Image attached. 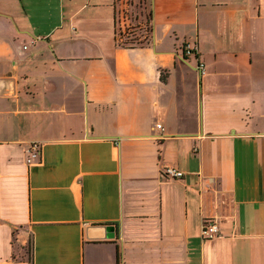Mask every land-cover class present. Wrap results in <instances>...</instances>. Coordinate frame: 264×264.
<instances>
[{
  "label": "crops",
  "instance_id": "0c3cea01",
  "mask_svg": "<svg viewBox=\"0 0 264 264\" xmlns=\"http://www.w3.org/2000/svg\"><path fill=\"white\" fill-rule=\"evenodd\" d=\"M130 1L0 0V264H264V0Z\"/></svg>",
  "mask_w": 264,
  "mask_h": 264
},
{
  "label": "built area",
  "instance_id": "2783aa9c",
  "mask_svg": "<svg viewBox=\"0 0 264 264\" xmlns=\"http://www.w3.org/2000/svg\"><path fill=\"white\" fill-rule=\"evenodd\" d=\"M129 15V12L127 13ZM127 17V15H125ZM131 18V17H130ZM130 18L128 17L125 21H129ZM150 34V27L145 26L141 27L140 25L132 26V23L125 24V27L121 28L120 31L117 33L118 41L122 44H126L127 41H134V44L142 43L149 39ZM187 52L190 53L191 49L187 47ZM200 71L204 72V64L199 65ZM157 127L159 129H163L161 124H158ZM28 158L27 162L32 163L36 158L41 155V144L39 142L31 143L30 147L27 150ZM165 174L171 176L173 178H181L183 177L184 173L181 170H177L175 168H167L165 170ZM220 235V224L216 219L205 220L202 223L201 228V237L204 240H213Z\"/></svg>",
  "mask_w": 264,
  "mask_h": 264
},
{
  "label": "water",
  "instance_id": "95a60500",
  "mask_svg": "<svg viewBox=\"0 0 264 264\" xmlns=\"http://www.w3.org/2000/svg\"><path fill=\"white\" fill-rule=\"evenodd\" d=\"M134 2H135V1H134V0H132V1H130V2H129V4H128V5H129L130 7H131V6H134V5H135V3H134ZM139 5H141V3H139L137 6H139Z\"/></svg>",
  "mask_w": 264,
  "mask_h": 264
},
{
  "label": "trees",
  "instance_id": "16d2710c",
  "mask_svg": "<svg viewBox=\"0 0 264 264\" xmlns=\"http://www.w3.org/2000/svg\"><path fill=\"white\" fill-rule=\"evenodd\" d=\"M134 41H127L126 44H133Z\"/></svg>",
  "mask_w": 264,
  "mask_h": 264
}]
</instances>
